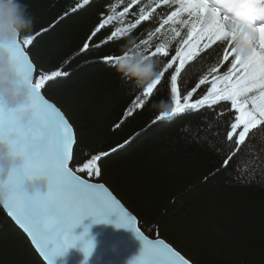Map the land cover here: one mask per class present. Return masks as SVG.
<instances>
[{"label":"snow or ice","instance_id":"snow-or-ice-1","mask_svg":"<svg viewBox=\"0 0 264 264\" xmlns=\"http://www.w3.org/2000/svg\"><path fill=\"white\" fill-rule=\"evenodd\" d=\"M141 2L130 0L122 11L114 5L108 6L109 14L100 21L97 31L106 26H112L113 30L102 46L118 43L145 23L157 26L137 38L135 47L139 51L129 49L120 55H105L102 61L115 68L130 52H139L144 59L158 63L157 75L136 97L142 105L144 97L151 98L167 87L170 107L160 111L152 124L186 115L200 116L201 122L189 130L190 134L205 140L210 147L226 145L230 149L222 169L232 168L243 183L264 184V146L255 145L257 137L264 134V0H251L261 23L247 27L230 21L222 11L223 5L234 0H149L137 16L133 6ZM162 6L168 9L163 15L157 11ZM129 14L135 19L126 20ZM185 14L187 18H182ZM185 25H189L187 38L181 37L177 30ZM169 32L174 34L173 40L181 37L175 54L169 47ZM39 35L31 32L18 35L9 49L10 62L20 83L28 87L29 99L26 105L13 110L0 105V143L6 145L9 156L17 161L0 182V204L31 238L47 264H54L56 257L77 244L86 262L94 241L85 239L87 226L80 235L74 229L85 218L106 222L113 214L117 227L131 228L142 242L139 254L129 264H191L190 259L170 244L144 235L136 218L118 203L105 185L93 182L102 175L99 162L109 153H74L72 125L42 94L49 82L68 73L37 70L29 56V46ZM202 41L206 42L201 45ZM89 47L85 45V49ZM201 53L207 71L189 90L185 84V66ZM221 64L227 71L220 68ZM34 182H43L46 190L28 191L26 185Z\"/></svg>","mask_w":264,"mask_h":264},{"label":"trees","instance_id":"trees-1","mask_svg":"<svg viewBox=\"0 0 264 264\" xmlns=\"http://www.w3.org/2000/svg\"><path fill=\"white\" fill-rule=\"evenodd\" d=\"M22 2L33 18L30 32L40 33L29 46L37 70L68 73L49 82L42 94L72 125L74 153H109L99 162L102 175L93 182L104 184L134 214L146 236L164 240L191 264H264V184L243 183L238 172L222 169L230 149L226 145L210 147L190 134L201 122L200 116L152 124L160 112L154 104L170 102L167 87L151 98L144 97L140 105L136 97L144 85L125 80L116 67L102 61L105 55L139 51L137 38L156 23H145L132 35L104 47L113 28L97 29L109 14L108 6L122 11L130 0ZM147 3L149 0H142L133 6L137 16ZM157 11L163 15L168 9L162 6ZM125 19L135 17L129 14ZM188 27L177 28L181 37L187 38ZM173 35L169 32L168 39L175 54L181 37L173 40ZM85 45L90 47L85 49ZM203 56L201 53L185 66L189 90L207 71ZM218 74L222 75L220 69ZM255 145L264 146V134ZM0 264H45L1 206Z\"/></svg>","mask_w":264,"mask_h":264},{"label":"clouds","instance_id":"clouds-1","mask_svg":"<svg viewBox=\"0 0 264 264\" xmlns=\"http://www.w3.org/2000/svg\"><path fill=\"white\" fill-rule=\"evenodd\" d=\"M222 11L229 16L230 21L244 27L254 25L260 18L251 0H234L223 5ZM32 27L33 18L22 0H0V105L8 110L26 105L29 99L28 87L20 83L10 62L9 49L18 35L30 32ZM116 71L138 86H143L155 78L158 69L154 61L144 59L139 52H130L126 60L117 63ZM154 107L164 111L170 107V102L161 100ZM16 164L17 161L9 156L6 145L0 143V182L4 181L8 170ZM26 189L43 192L46 185L34 182L27 184Z\"/></svg>","mask_w":264,"mask_h":264},{"label":"water","instance_id":"water-1","mask_svg":"<svg viewBox=\"0 0 264 264\" xmlns=\"http://www.w3.org/2000/svg\"><path fill=\"white\" fill-rule=\"evenodd\" d=\"M116 200L130 215L134 216V214H132L117 198ZM0 206L4 210L5 214L10 218V220H12V222L27 237L32 247L41 257V259L45 262V264H47V261L41 255L40 251L32 243L31 238L7 214V210L3 208V205L0 204ZM115 221H116V216L114 214L109 215L107 217L106 222L104 221L93 222L92 217L85 218L82 221V224L78 225L74 229V233L76 235H80V233L84 231V227L85 226L88 227V233L85 236V239L90 238L94 241V248L92 250V254L88 257L87 261L85 262L84 253L80 250L79 244H77L76 247L69 248L63 256L56 257L54 260V264H129V261L134 256H137L139 254L142 248V242L137 238V236L135 235V233L131 228L117 227ZM136 223L137 226L140 227L137 218H136ZM140 231L142 232L141 229ZM148 238L159 239V238H150V237Z\"/></svg>","mask_w":264,"mask_h":264}]
</instances>
